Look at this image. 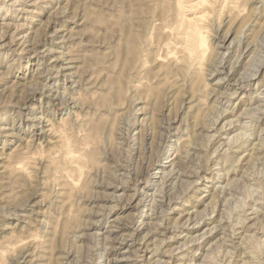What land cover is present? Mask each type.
Instances as JSON below:
<instances>
[{"label": "rangeland", "instance_id": "1", "mask_svg": "<svg viewBox=\"0 0 264 264\" xmlns=\"http://www.w3.org/2000/svg\"><path fill=\"white\" fill-rule=\"evenodd\" d=\"M0 264H264V0H0Z\"/></svg>", "mask_w": 264, "mask_h": 264}, {"label": "bare ground", "instance_id": "2", "mask_svg": "<svg viewBox=\"0 0 264 264\" xmlns=\"http://www.w3.org/2000/svg\"><path fill=\"white\" fill-rule=\"evenodd\" d=\"M194 24H195V22H194ZM193 33V32H192ZM227 36V35H226ZM199 44H193V45H191V53L193 54V52L192 51H194V49L196 48V46H198ZM186 48V47H185ZM189 54V53H188ZM196 55V54H195ZM193 56V55H192ZM230 121V120H229ZM233 139V138H232ZM181 181V180H180ZM105 250V249H104Z\"/></svg>", "mask_w": 264, "mask_h": 264}]
</instances>
